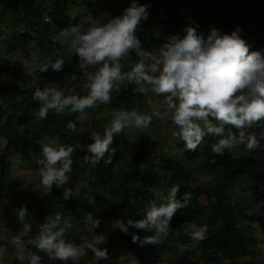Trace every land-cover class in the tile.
Masks as SVG:
<instances>
[{
    "label": "trees",
    "instance_id": "1",
    "mask_svg": "<svg viewBox=\"0 0 264 264\" xmlns=\"http://www.w3.org/2000/svg\"><path fill=\"white\" fill-rule=\"evenodd\" d=\"M137 2L144 4L142 0ZM129 3L130 0H0V49L12 57L10 65L0 63V118H4L0 123V144H3L0 149V222L4 220L9 230L18 234L29 254L41 256V264H264V255L256 256L259 252L253 250L257 238L264 239V127L254 124L245 130L246 134L254 133L260 140L258 150L241 146L231 154L214 155L211 145L221 137L205 136L196 151L186 150L184 141L179 139L176 146L182 157L170 154L158 157L156 141L150 134L158 127L159 117L155 116L150 124L152 130L135 134V138L138 137L136 148L129 142L121 150L113 145L116 152L111 164L101 162L93 167L83 158L90 155L87 146L92 142V130L88 126L92 123L95 127L97 117L86 121L82 120L83 116L105 110L108 116L121 109L138 111L150 105L145 104L144 94L134 91L135 84L121 82L120 91L111 93L109 103L98 104L83 113L50 111L44 120L36 117L41 103L33 99L37 87L54 83L65 94L83 96L87 94L85 71L96 70L95 65L87 69L79 67L78 57L70 55L69 44L59 38L61 30L81 23L87 15L102 24L119 15ZM148 12V19L141 22L136 35L149 51H157L172 34L183 35V28L189 24L198 25L197 30L202 33L212 27L225 33L239 29L249 51L264 49V0H159L148 7ZM22 46L26 47L22 57L33 59L31 66L19 60ZM31 51L34 53L30 54ZM45 57L64 59L62 70L35 71V64ZM138 59L131 52L121 61L122 71H129ZM70 85L73 89L68 91ZM9 104L11 112L4 116L3 109ZM69 122L75 124L74 132L67 127ZM168 122L170 129L176 128L170 119ZM128 131L120 133L124 140L127 134L134 136V132ZM229 131L236 130L225 125L223 135L227 136ZM45 138L57 145L73 146L69 182L59 188L53 185L51 191L19 189L18 194L5 197L14 155L26 165L40 169L37 162L43 159ZM199 161L201 166L194 169ZM215 171L222 173L218 180L210 176ZM199 172L206 174L204 185L196 182ZM176 184L180 185L177 198L188 192L191 202L174 215L169 235L159 244L132 240L133 233L142 238L152 235L151 231L147 233L129 226L125 233L116 227L128 219L141 218L149 202L162 203L170 187ZM64 187L72 191L67 200L62 195ZM236 188L243 191L237 193ZM21 206L30 214L25 217V222L31 225L27 233L16 218ZM54 211H59L71 223L64 239L77 245L91 240L85 215L97 216L101 224L94 231L103 232L107 241L102 247L107 249L108 258L97 260L89 250L77 261H60L39 252L29 240L38 235L40 224ZM192 222L204 229V239L197 241L186 234L185 226ZM5 244L0 240V249L9 246ZM188 244L190 246L186 247ZM177 245L183 247L182 251L168 257L167 252ZM124 256L127 260L120 263L119 258Z\"/></svg>",
    "mask_w": 264,
    "mask_h": 264
},
{
    "label": "clouds",
    "instance_id": "2",
    "mask_svg": "<svg viewBox=\"0 0 264 264\" xmlns=\"http://www.w3.org/2000/svg\"><path fill=\"white\" fill-rule=\"evenodd\" d=\"M148 17L147 5L130 0L129 6L119 15L102 24L75 23L62 29L59 38L70 43L68 52L78 57L79 67L87 69L95 65L96 70L85 71L87 94L83 96L65 94L54 83L37 87L33 99L41 103L36 117L44 120L50 111L56 114L66 111L83 113L98 104H107L112 100L111 93L119 92L120 83L127 81L136 85L135 92L163 96V114L170 116L176 126L172 135L184 141L186 150L196 151L205 136L221 137L211 145L214 155L231 154L241 146L258 150L260 140L254 133L246 134L245 130L254 124L264 127V49L249 51L239 29L225 33L212 27L207 33H202L197 30L198 25L189 24L183 28V35L172 34L157 51H148L136 35L138 26ZM131 52L139 59L129 71H122L121 61ZM64 64L62 58L53 60L45 57L35 64L34 70L46 72L51 68L59 72ZM153 116L160 117L161 112L154 110L148 115L136 109L115 111L103 134L91 133L92 142L87 146L90 155L83 159L93 167L101 162L111 164L116 152L113 135L126 128H147ZM225 125L236 131H229L224 136ZM67 127L73 132L76 130L71 122ZM73 152V146L57 145L55 141L42 146L43 159L37 163L41 165L39 176L43 188L51 191L53 185L59 188L69 182ZM178 192L179 184L171 186L162 203L149 202L141 218L128 219L116 227L125 233H128L129 226L147 233L151 231L152 235L142 238L133 233L132 240L159 244L169 235L174 215L191 202V193L185 192L177 198ZM62 195L67 200L72 195L71 189L64 187ZM26 216L30 214L25 206L17 209L16 218L27 233L31 231V225L25 222ZM84 221L92 233L91 240L85 244L77 245L64 239L71 223L59 211L44 218L38 235L29 243L39 252L46 253L49 259L77 261L86 255V249H91L97 260H106L108 251L102 247L105 236L103 232L94 231L100 227L101 220L87 213ZM185 232L197 241L205 238L204 229L195 222L186 224ZM12 242L15 245L22 243L19 237ZM2 253L3 249H0V255ZM18 259L22 262L26 259L27 264H41L42 258L30 253Z\"/></svg>",
    "mask_w": 264,
    "mask_h": 264
},
{
    "label": "rangeland",
    "instance_id": "3",
    "mask_svg": "<svg viewBox=\"0 0 264 264\" xmlns=\"http://www.w3.org/2000/svg\"><path fill=\"white\" fill-rule=\"evenodd\" d=\"M157 1L159 0H142V2L149 6H153ZM80 24H84V25H89V24H100V23H96L95 21L91 20V17L89 15L85 16V18H83ZM98 22V21H97ZM64 43H68L70 46V43L68 41H63ZM143 48L145 50H148V47L145 46L144 44H142ZM22 51L20 52V54L18 55L19 60H21L23 63H29L31 66V62L33 61V59H30L28 57H26V59H30V60H25L24 56L26 54V47L22 46L21 47ZM149 51V50H148ZM34 51H31L30 54H33ZM69 53V52H68ZM72 55V54H70ZM0 63L2 64H6V65H10L12 62V57L8 54H6L5 52H3V50L0 49ZM73 86L70 85L68 87V91L72 90ZM145 95V94H144ZM157 97V98H156ZM145 101L147 103L145 104H150L146 107H144L141 110H138L139 113L142 114H148L151 115V113L154 110H159L161 112V116L159 117V119L157 120V126L156 129H154L153 132H151V137L154 138V140L156 141V150L158 151L157 155L158 157H160L161 155H166V154H170L172 156H177V157H182L181 153L179 152L176 143L179 140L178 137H174L172 135V131L175 129H170L169 128V122L168 120L170 118V116H166L163 114L164 109H163V98L161 99L159 96H156L155 94L149 92L147 95H145ZM151 101V102H149ZM152 105V106H151ZM1 107V104H0ZM103 111V110H102ZM8 112H11V106L10 104L7 106V109H3L2 114H7ZM100 116V117H99ZM103 116V117H101ZM113 113L108 114L107 116V111H103L102 113L99 112H89L88 114H85L82 118V120H86V121H91L93 119L97 120L95 121V127L92 123L89 124V128L93 131H97L100 132L101 134H103L104 131V127L110 126V122L112 119ZM154 117H152V122H154ZM4 120V118H0V123H2ZM172 121V120H171ZM27 126V125H26ZM97 127H99L100 129H96ZM148 129L146 130L144 129H133V128H126L127 130H129V133L134 132V136H132V134L129 136L127 134L126 139L124 140V137L122 138L121 134H114L113 135V145L116 146L117 148H119L121 150L122 147H126L127 146V142H129V145H133L136 148V145L138 143V137L135 138V134H139V131L142 132H149L151 129L150 125L147 127ZM123 140L124 144H121V141ZM44 144L45 143H49L51 142V140H49L48 138L43 139ZM3 144H0V149L2 148ZM15 158L12 159L13 164L11 167V177L10 180L8 181V187L9 189L6 190L7 194L5 197H7L9 194L12 195L14 193H19V189H24L27 191L30 190H37L39 189L40 191H49L45 188L42 187L41 183H40V176H39V168L35 167L34 165L28 164L26 165V163L21 161V158L18 155H14ZM157 157V159L159 160V158ZM129 163V160L128 162ZM199 162H196L193 166L194 169L199 168L201 165L199 164ZM203 163V162H201ZM221 172L220 171H215L212 174H210L212 180H218L221 177ZM205 176L203 172H199L198 175H196V182L198 184L204 185L205 184ZM10 183V185H9ZM240 190V191H239ZM236 191L238 193V191L241 193L243 190L236 188ZM76 222V221H74ZM246 227H243L242 230L246 231L245 229ZM258 235V234H256ZM18 237V234L14 231L9 230V228L4 224V220L2 222H0V240H3L4 243L6 242V246H8L7 248H3V253L2 255H0V264H25V261H21L18 259L19 256L24 255L25 257L28 256L29 254V250L27 248H25L24 246L20 245H10V243ZM83 238H85L84 236H82ZM108 239V238H107ZM106 239H105V243H106ZM88 241H84L83 244H85ZM172 244V242H171ZM255 248L253 249L254 251H258L259 254H257L256 256H263L264 255V239L261 237L257 238L256 243L254 244ZM190 246V244H188L186 247ZM183 247L181 245H177L175 247V249H171V251L167 252V256L168 257H175L178 253H180L182 251ZM91 249H86V252H88ZM179 251V252H178ZM92 254H94L92 252ZM80 259V258H79ZM78 259V260H79ZM127 257H120L119 261H121L120 263H122L123 261H126Z\"/></svg>",
    "mask_w": 264,
    "mask_h": 264
}]
</instances>
